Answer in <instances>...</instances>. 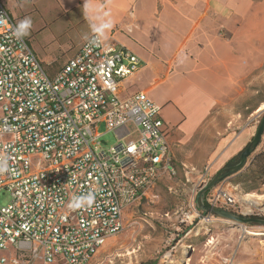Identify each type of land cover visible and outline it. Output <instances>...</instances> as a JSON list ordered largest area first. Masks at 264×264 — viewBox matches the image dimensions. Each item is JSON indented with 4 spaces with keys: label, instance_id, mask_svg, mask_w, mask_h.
Segmentation results:
<instances>
[{
    "label": "built area",
    "instance_id": "1",
    "mask_svg": "<svg viewBox=\"0 0 264 264\" xmlns=\"http://www.w3.org/2000/svg\"><path fill=\"white\" fill-rule=\"evenodd\" d=\"M0 0V264H88L124 231L123 212L152 203L160 179L176 172L161 107L146 93L120 96V83L142 61L127 48L90 35L49 75ZM103 124L115 143L100 141ZM130 125V128L127 126ZM91 194L90 204L75 198ZM210 208L232 207L221 186ZM223 264H231L224 260Z\"/></svg>",
    "mask_w": 264,
    "mask_h": 264
},
{
    "label": "crops",
    "instance_id": "2",
    "mask_svg": "<svg viewBox=\"0 0 264 264\" xmlns=\"http://www.w3.org/2000/svg\"><path fill=\"white\" fill-rule=\"evenodd\" d=\"M6 4L13 19L22 10L37 7L52 18H79L83 33L66 58L37 55L54 74L94 34L90 9L99 6L107 13L112 27L105 39L118 42L143 64L120 83V96L144 92L161 107L174 169L179 164L199 170L207 161L209 172L216 173L252 139L254 115L264 104V93H259L264 90V0H9ZM251 97L253 101H246ZM228 106L234 117L226 119L214 146L202 148L199 139L206 138L210 115ZM262 150L264 134L256 153ZM258 192L264 196V185ZM239 239L237 264H264V246L252 248Z\"/></svg>",
    "mask_w": 264,
    "mask_h": 264
},
{
    "label": "rangeland",
    "instance_id": "3",
    "mask_svg": "<svg viewBox=\"0 0 264 264\" xmlns=\"http://www.w3.org/2000/svg\"><path fill=\"white\" fill-rule=\"evenodd\" d=\"M37 8L22 10L14 19L15 24L26 18L31 20L29 32L24 37L38 59V56L43 55L66 58L67 50L77 43L83 33L79 18L75 13L74 21L73 18L69 21L61 16L52 18L51 13ZM45 70L50 76L54 74L49 68ZM259 93H264V90H259ZM253 100L254 97H251L246 101ZM232 110L230 106L218 108L210 115L204 130L206 138L199 139L202 148L209 149L216 144L219 138L216 134L224 130L226 119L234 117ZM263 110L264 104L254 115L255 126L260 120L258 115ZM127 127L130 128V125ZM97 131L103 134L100 139L103 146L109 147L115 143L113 133L106 132L103 124L97 126ZM204 164L199 170L174 165L176 174L173 177L165 175L158 182L153 202L140 201L126 209L122 219L124 231L109 238L88 264H223L224 260L237 264L235 245L239 237L240 241H248L252 248L264 246V227L256 224L237 225L197 210V185L201 181L208 182L215 175V172L207 169V161ZM221 186L233 194L236 204L216 208L235 215L264 219V196L260 195L261 192L244 194L231 178L224 179L209 192ZM250 201L256 202V205H250ZM8 202V194L1 193L0 205ZM251 233L258 235H250ZM1 255L8 253L0 252ZM23 264L41 262L24 261Z\"/></svg>",
    "mask_w": 264,
    "mask_h": 264
},
{
    "label": "water",
    "instance_id": "4",
    "mask_svg": "<svg viewBox=\"0 0 264 264\" xmlns=\"http://www.w3.org/2000/svg\"><path fill=\"white\" fill-rule=\"evenodd\" d=\"M260 120L256 126V130L250 142L247 146L240 152L239 161L232 166L223 167L218 170L215 175L209 179L208 182L201 181L197 185L198 193L196 196V208L202 213L211 214L232 222L237 225H251L256 224L264 227V219L261 218H253L249 216L243 215H235L227 210L221 208H206L204 204V196L206 193L211 191L216 185L221 183L226 178H231L239 173L243 172L246 167L249 165L250 161L257 154L256 150L261 142L262 136L264 134V110L258 115Z\"/></svg>",
    "mask_w": 264,
    "mask_h": 264
},
{
    "label": "clouds",
    "instance_id": "5",
    "mask_svg": "<svg viewBox=\"0 0 264 264\" xmlns=\"http://www.w3.org/2000/svg\"><path fill=\"white\" fill-rule=\"evenodd\" d=\"M89 20L91 23L92 31L95 34L96 42L102 43L106 38L107 31L112 27V20L108 18L107 13L101 12L99 6L90 9ZM30 27H31V20L26 18L20 21L16 25L14 29V35L18 39L23 38L28 34ZM183 59H186V57H184ZM183 59H181L179 62L182 63ZM5 170H6V157L0 155V171H5ZM92 200H93V196L89 194L87 196L75 198L74 202H78L81 205H85V204H90Z\"/></svg>",
    "mask_w": 264,
    "mask_h": 264
},
{
    "label": "trees",
    "instance_id": "6",
    "mask_svg": "<svg viewBox=\"0 0 264 264\" xmlns=\"http://www.w3.org/2000/svg\"><path fill=\"white\" fill-rule=\"evenodd\" d=\"M239 161V154L227 161L224 167H229L235 165ZM231 181L238 185L239 189L243 191L244 194H249L258 191L260 186L264 185V150L258 152L254 158L250 161L244 174L238 176L235 180ZM207 195V193H206ZM205 195V196H206ZM206 208H210L205 202ZM143 264H155L153 263H143Z\"/></svg>",
    "mask_w": 264,
    "mask_h": 264
},
{
    "label": "bare ground",
    "instance_id": "7",
    "mask_svg": "<svg viewBox=\"0 0 264 264\" xmlns=\"http://www.w3.org/2000/svg\"><path fill=\"white\" fill-rule=\"evenodd\" d=\"M250 202H251V204H250V205H256V202H254V201H250ZM257 203H258V202H257ZM250 235L257 236L258 234L251 233Z\"/></svg>",
    "mask_w": 264,
    "mask_h": 264
}]
</instances>
